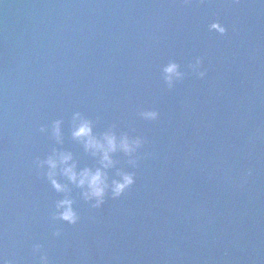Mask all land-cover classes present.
Returning a JSON list of instances; mask_svg holds the SVG:
<instances>
[{
    "label": "water",
    "instance_id": "1",
    "mask_svg": "<svg viewBox=\"0 0 264 264\" xmlns=\"http://www.w3.org/2000/svg\"><path fill=\"white\" fill-rule=\"evenodd\" d=\"M77 113L141 141L99 207L41 163L101 166ZM0 264H264V0H0Z\"/></svg>",
    "mask_w": 264,
    "mask_h": 264
},
{
    "label": "clouds",
    "instance_id": "2",
    "mask_svg": "<svg viewBox=\"0 0 264 264\" xmlns=\"http://www.w3.org/2000/svg\"><path fill=\"white\" fill-rule=\"evenodd\" d=\"M210 27L213 30L219 31L221 34L225 31L219 24L214 23L210 25ZM164 71L167 74L166 79L169 84H171L173 75L177 77L180 75L177 71V65L174 63L168 65ZM201 75H203V73H201ZM157 115L156 112L143 113L146 119H156ZM73 121V138L81 140L85 150L90 152L93 156H99V163L101 166L96 168L95 171L91 168H83L77 171V165L73 161L71 153L67 152L54 153L52 156H49L46 161L41 163H46L48 165V179L56 191L63 192L66 190V185H62L55 179L57 174L56 170L59 168L61 174L67 177L70 182L82 189H86L83 192V196L86 200H95L96 203L94 207H99L103 204L106 190L109 188L108 176L105 170L114 165L112 154L117 150H121L131 155L140 147L141 141L139 139L129 140L126 135L118 140L116 135L112 132H106L101 138H97V136L93 134L92 125L89 120L80 117L77 113L73 117ZM76 121L79 122L76 123ZM60 123V121H56L53 125V134L58 141L60 140ZM250 174L249 172V175ZM118 175L120 179L113 180L111 183V191L114 197L121 196L124 191L134 183L133 174L121 172L118 173ZM72 203L73 202L67 198L57 203L59 218L69 223H75L78 219L76 213L73 211ZM42 260H46V257H42Z\"/></svg>",
    "mask_w": 264,
    "mask_h": 264
}]
</instances>
